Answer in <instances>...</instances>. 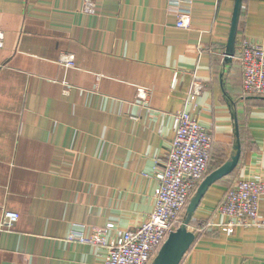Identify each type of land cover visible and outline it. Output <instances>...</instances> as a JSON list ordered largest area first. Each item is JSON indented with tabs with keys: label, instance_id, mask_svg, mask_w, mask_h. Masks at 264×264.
Instances as JSON below:
<instances>
[{
	"label": "crops",
	"instance_id": "obj_1",
	"mask_svg": "<svg viewBox=\"0 0 264 264\" xmlns=\"http://www.w3.org/2000/svg\"><path fill=\"white\" fill-rule=\"evenodd\" d=\"M233 7L0 0V221L5 210L19 214L0 228V264H101L105 249L71 242L69 233L108 223L133 229L148 218L151 175L181 111L211 134L207 173L237 142L240 154L193 212L195 239L179 264H264V226L228 232L217 209L236 181L264 179V96L243 93L235 57L243 41L264 44V0L241 1L228 59ZM181 12L186 27L176 25Z\"/></svg>",
	"mask_w": 264,
	"mask_h": 264
},
{
	"label": "built area",
	"instance_id": "obj_2",
	"mask_svg": "<svg viewBox=\"0 0 264 264\" xmlns=\"http://www.w3.org/2000/svg\"><path fill=\"white\" fill-rule=\"evenodd\" d=\"M90 9V2L85 3ZM188 12L177 16L178 27L188 26ZM3 34L0 31V46ZM242 66V91L246 95L264 96V44L243 41L235 56ZM176 77V75H175ZM200 86L195 84V90ZM174 138L162 160H156L151 175L156 181L155 204L148 218L133 229H121L114 224L91 226L89 233L70 232L68 240L106 250L101 264H149L168 233L181 223L185 207L206 174L212 137L195 116L186 111L174 115ZM264 195L263 178L236 181L226 190L218 211L229 218L225 229L235 226L263 227L259 217V201ZM14 211H3L0 228L9 230L18 220ZM114 233L108 236L109 231Z\"/></svg>",
	"mask_w": 264,
	"mask_h": 264
},
{
	"label": "water",
	"instance_id": "obj_3",
	"mask_svg": "<svg viewBox=\"0 0 264 264\" xmlns=\"http://www.w3.org/2000/svg\"><path fill=\"white\" fill-rule=\"evenodd\" d=\"M242 0H234L233 14L229 36L226 44V58L231 59L234 55L235 35L237 30V23ZM235 152L218 168L207 173L198 184L194 193L188 200L185 207L184 215L181 223L173 230H171L163 244L160 246L156 255L153 257L149 264H179L183 255L190 248L195 239L194 232L188 229L189 222L191 221L193 212L200 203L201 198L216 180L230 173L236 166L239 154L240 145L237 142L234 146Z\"/></svg>",
	"mask_w": 264,
	"mask_h": 264
},
{
	"label": "trees",
	"instance_id": "obj_4",
	"mask_svg": "<svg viewBox=\"0 0 264 264\" xmlns=\"http://www.w3.org/2000/svg\"><path fill=\"white\" fill-rule=\"evenodd\" d=\"M207 166H208V165H207ZM206 174H207V170H206ZM206 174H205V175H206ZM179 224H180V223H178V225H179ZM178 225H177V226H178Z\"/></svg>",
	"mask_w": 264,
	"mask_h": 264
},
{
	"label": "rangeland",
	"instance_id": "obj_5",
	"mask_svg": "<svg viewBox=\"0 0 264 264\" xmlns=\"http://www.w3.org/2000/svg\"><path fill=\"white\" fill-rule=\"evenodd\" d=\"M183 215H184V213H183Z\"/></svg>",
	"mask_w": 264,
	"mask_h": 264
}]
</instances>
